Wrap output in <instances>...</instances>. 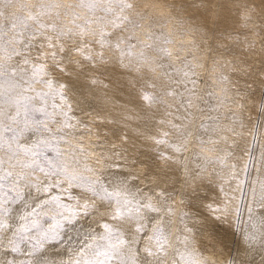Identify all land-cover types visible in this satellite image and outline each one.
I'll return each mask as SVG.
<instances>
[{"label":"snow or ice","instance_id":"snow-or-ice-1","mask_svg":"<svg viewBox=\"0 0 264 264\" xmlns=\"http://www.w3.org/2000/svg\"><path fill=\"white\" fill-rule=\"evenodd\" d=\"M12 4L0 0V264H210L209 253L224 243L217 225L238 235L246 250L264 253V72L255 88L234 90L231 99L227 87L224 97L207 91L216 101L209 104L191 58L175 67L149 55L158 44L166 59L173 41L159 31L148 33L149 43L137 38L145 17L138 13L133 23V0H77L68 7L36 0L21 14L8 12ZM237 6L241 27L257 7L264 16V4ZM62 16L74 27L66 28ZM191 31L207 35L200 26ZM232 38L255 47L246 35ZM157 69H164L160 77ZM218 79L229 82L223 73ZM232 105L226 116L195 123L196 112ZM112 124L122 129L116 140ZM245 131L251 139L238 157L233 138ZM128 132L151 142V159L165 166L163 176L149 177L156 186L147 191L133 184L141 159ZM192 137L199 147L189 155ZM205 146L217 154L204 155ZM93 151L102 168L88 163ZM212 176L215 197L203 188Z\"/></svg>","mask_w":264,"mask_h":264},{"label":"bare ground","instance_id":"bare-ground-1","mask_svg":"<svg viewBox=\"0 0 264 264\" xmlns=\"http://www.w3.org/2000/svg\"><path fill=\"white\" fill-rule=\"evenodd\" d=\"M22 1H25V4L21 3ZM16 2L19 3V5L21 3V5L31 7L36 3V0H13L11 8L8 9L9 13H14L16 11ZM57 2L63 7H68L76 3L77 0H57ZM133 2L137 5L131 12L133 23L136 22L138 13L143 14L145 17L140 21V26L135 29V34L139 40L144 43H149L148 33L159 31L171 36L173 41L168 45L170 56L166 59L161 60L157 53L156 49L159 47L158 44L153 45L149 55L157 63L175 67H182L184 61L191 58L190 62L197 66V75L205 82H202L200 85L201 95H204L205 100H208L206 93L209 90L214 92L217 97H224V90L227 87L229 89L228 99H231L234 90H239L241 93L249 92L251 90L248 88V85H253L255 88L259 84L261 73L264 72V16L259 14V7H257L255 12L249 13L251 19L247 21L248 27H241L242 20L240 8L237 5L244 3L245 0H133ZM251 2L257 6L264 4V0H251ZM193 3L206 5L207 7L193 9L190 7ZM169 5L175 7H169ZM181 6L184 7V11L177 12V9ZM78 11L82 16L85 15L84 10L78 9ZM184 17H199V19H194L181 25L180 21ZM61 22L66 28L74 27L70 17L62 16ZM154 22L156 25L155 28H153ZM196 26H200L202 30H206L207 35L203 36L198 32L191 31V29ZM92 27L95 28L96 26L93 25ZM256 31L259 32V35L255 34ZM233 33H239L241 40L246 35L249 41H255V47L250 49L246 48L242 42H238L232 38ZM202 41H206V43H202ZM194 43L199 44V47H194ZM217 45H222V47L217 48ZM210 48L213 50L209 51ZM35 51L36 49L33 50L34 55ZM43 51L51 52L52 50L45 47ZM105 55L110 57V59H114L115 56L111 50H106ZM214 57H217L220 63L214 62ZM76 58L78 59L79 57ZM163 71L164 69H157L155 76L160 77ZM222 73L229 77V82L227 84L221 83L218 79L219 75ZM157 84H159L158 81ZM37 87L39 88L40 85H37ZM163 99L168 103L173 102L172 98L167 96H164ZM199 103L201 107H207L203 101ZM208 103H216V101L208 100ZM159 107L162 106H158V108ZM231 110H235V105H232L231 109L222 108L218 113L207 111L204 113L196 112L195 123L199 125L208 116H226ZM244 112L251 113L253 117L256 115L255 110L248 104H245ZM159 114L163 115L162 112ZM101 115H104V113ZM83 118L88 119L87 117ZM246 123L251 127V121H246ZM93 127L95 128L97 125H93ZM107 127L114 130L116 135L113 136L112 139L116 140V137L120 134L122 129L116 124ZM128 135L130 141H134L140 149L139 155L142 165H137L134 169V171L140 173V176L138 180L133 181V184L147 191L148 187L156 186L155 183L150 182L149 177L159 178L163 176L165 173L162 169L165 166L160 161L156 160L153 162L151 159L154 155L150 151V149L154 147L151 142L137 139L132 132H128ZM85 139L87 146V142L95 141L97 136L93 135ZM169 139H171V137H169ZM233 139H235L237 144L235 149L236 155L240 157L243 155L246 141L250 140L251 137L248 136L247 131H245L244 138L234 137ZM116 142L118 144L120 143L119 140ZM260 142L264 143V135L260 137ZM124 146L131 150V143ZM197 147L199 146L195 144V137H192L189 142V155L191 151ZM161 150L166 151L167 149L161 146ZM202 151L204 155L209 157H213L217 154L210 151L208 146H205ZM97 158L98 154L93 151L92 155L89 157L88 163L95 167L102 168V163L100 165L96 164ZM211 180L213 183H209L206 178L203 182V188L210 197H215L218 194L216 178L212 176ZM230 194L232 193L230 192ZM221 198H223L222 195ZM176 207L179 209L181 206L177 203ZM216 229L223 235L224 243L219 246V252L209 253L208 260L210 264L214 261H216L217 264H225V261L229 259H231L234 264H264V253L260 252L258 249L246 250L240 241V237L237 235L233 238L230 233L226 232L223 225H217Z\"/></svg>","mask_w":264,"mask_h":264},{"label":"rangeland","instance_id":"rangeland-1","mask_svg":"<svg viewBox=\"0 0 264 264\" xmlns=\"http://www.w3.org/2000/svg\"><path fill=\"white\" fill-rule=\"evenodd\" d=\"M21 3L25 4V1H22ZM21 3H20V5H21ZM15 5H17V7H16ZM15 5H14V6H15V9H16V11H15L16 14H19V13L21 14V13H22V10H21V9H22V5L20 6L19 3H17V2H16ZM18 5H19L20 7H19ZM20 8H21V9H20ZM19 11H20V12H19ZM15 12H14V13H15ZM18 12H19V13H18ZM40 40H41V38L38 37V38H37V42H39Z\"/></svg>","mask_w":264,"mask_h":264}]
</instances>
